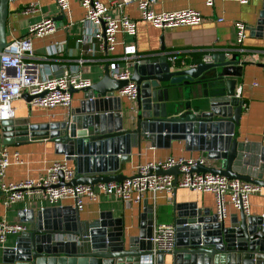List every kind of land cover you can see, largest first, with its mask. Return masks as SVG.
<instances>
[{"label": "water", "instance_id": "1", "mask_svg": "<svg viewBox=\"0 0 264 264\" xmlns=\"http://www.w3.org/2000/svg\"><path fill=\"white\" fill-rule=\"evenodd\" d=\"M8 1L0 0V53L8 44ZM256 26L264 31V3ZM172 53L161 44L158 52L134 58L130 77L136 84L134 102L116 96L114 92L128 81L112 78L105 65L103 76L81 89L85 93L79 107L69 111L62 122L1 121L0 147L50 141L58 154L73 162L75 178L68 185L93 186L127 179L119 166L130 161L132 148L140 151L142 142L158 146L160 141L177 139L187 147L204 145L200 149L207 152V160L218 162L217 167L198 165L193 172L264 189V145L249 150L233 138L243 103L235 97L234 79H224V86L219 87L224 76L238 75L236 69L242 64L238 52L228 57L226 52H215L210 62L185 68L169 60ZM209 73L212 76L207 77ZM197 83H201L198 88ZM192 88L196 96L190 99ZM26 93L22 98L27 102L42 97ZM154 174L172 175L175 192L177 167L156 169ZM142 213L145 219L134 237L109 212L95 221L81 222L76 208L21 210L19 218L30 229L13 247L2 250L0 264H165L164 256L171 257L166 264H264V217L238 210L228 221H218L215 213L198 210L194 203L177 205L174 201L175 248L153 257V210L145 203Z\"/></svg>", "mask_w": 264, "mask_h": 264}, {"label": "crops", "instance_id": "2", "mask_svg": "<svg viewBox=\"0 0 264 264\" xmlns=\"http://www.w3.org/2000/svg\"><path fill=\"white\" fill-rule=\"evenodd\" d=\"M109 4L114 0H99ZM38 5L36 11H25L29 3ZM264 0H248L246 4H240L233 0H215L211 7L205 5V0H158L153 9L155 11H172L191 7L202 13V20L197 25L176 26L170 28H158L140 18L135 3H129L120 10L115 7L109 8V14L113 17L127 15L135 20L136 35L133 41L137 47V55L155 53L159 51L161 44L166 52H175L185 59L187 64L192 63L193 56H198L200 61L206 54L226 52V57L233 52H238V59L242 62L238 75H226L219 81V87L224 86V79H234V89L240 87L239 100L243 103V110L238 126L234 128L233 138L238 143L244 144L249 150L255 146L264 145V71L262 59L264 56V31L256 30L257 20ZM84 15V9L80 0H69V13H61L52 0H9L8 15L6 19L7 43L25 36L27 28L44 18L50 17L54 21L55 29L42 37H32L31 43L34 57L28 62L49 64H71L78 58L87 60L80 65L83 77L92 83L98 81L104 74V66L108 65V56L100 52L94 55L81 53V46L76 43L82 33L80 19ZM241 21L246 25V35L241 47H236L235 23ZM119 42L115 52L122 49L120 42L127 40L123 34L116 36ZM129 39V38H128ZM95 45V42H93ZM57 47L59 53L45 57V51L49 47ZM198 62V63H199ZM196 64V63H195ZM178 65V64H177ZM187 66H182L185 68ZM181 68V67H180ZM59 75L60 71H55ZM212 73L207 74V77ZM201 83L196 84V88ZM204 84V83H202ZM195 87V86H194ZM190 99L195 98V89L192 88ZM84 91L76 90L72 94V102L69 109L56 107L50 110L33 107L24 98L14 102L15 121H25L29 125L62 122L69 111L78 108L83 100ZM9 152L10 166L6 170L7 182H19L27 178H38L44 174L45 169L53 161L64 159L58 154L52 142L26 141L6 146ZM204 145L198 143L189 144L177 139L160 141V145L152 146L150 143H141L140 151L132 148L130 161L119 166V172L128 178L135 175L136 166L145 165L153 161H164L167 158H203L205 166L217 167L218 162L208 161ZM17 153L22 164L14 162L13 154ZM73 168V162L67 161ZM264 191V189H263ZM174 201L177 205L194 203L198 210H209L215 213V199L208 193H196L187 189L176 188L171 196L158 194L155 198L147 195L141 204L121 202L115 197H101L97 202L85 201L82 211H78L81 222H91L98 219L101 213L109 212L113 219H119L122 226L130 236H136L139 225L145 219L142 210L147 203L153 210L154 224H172ZM248 216L264 217V198L259 194L249 197ZM39 210L37 202H19L11 209L5 211L0 197V217H5L10 222H21L19 212L23 209ZM44 208H61L73 210L71 200H62L53 206L45 205ZM235 214L230 204L227 205L226 221ZM29 229L30 226L28 225ZM19 236H10L6 242V248L13 247ZM171 257L164 256V263H170Z\"/></svg>", "mask_w": 264, "mask_h": 264}, {"label": "built area", "instance_id": "3", "mask_svg": "<svg viewBox=\"0 0 264 264\" xmlns=\"http://www.w3.org/2000/svg\"><path fill=\"white\" fill-rule=\"evenodd\" d=\"M59 12L69 13V0H52ZM158 0H114L104 4L99 0H80L84 15L80 19L82 26L81 35L76 38V43L81 46L82 55H94L100 52L108 56L109 74L118 80H127L128 83L116 93L117 97L129 102L136 99V84L130 80L132 63L137 55V47L133 38L136 35L135 20L127 15L113 17L109 8L121 9L129 3H135L140 18L158 28L197 25L202 20V13L191 7L172 11H155L154 4ZM215 0H205V5L211 7ZM246 4L248 0H233ZM38 5L29 3L25 11H36ZM236 47H241L245 38L246 25L237 21ZM55 25L52 18L47 17L37 23L29 25L25 36L19 37L8 43L0 53V122L15 120L14 102L22 98L27 92L35 98L29 102L33 107L53 109L56 107L69 109L72 102V89L89 87L92 82L83 77L80 65L86 58L80 57L71 64L33 63L28 60L34 57L32 37H42L54 31ZM118 33L127 40L122 44L121 52L116 53L115 47L119 43L116 39ZM129 38V39H128ZM95 42V45H93ZM59 53V49L50 46L45 51V57ZM169 60L178 66H191L185 59L175 52ZM211 54L202 57L201 62H210ZM264 71V56L262 59ZM55 71H60L55 75ZM240 87L235 89V97L239 98ZM94 97H92L93 99ZM106 98V96L104 97ZM264 142V134L262 138ZM14 162L22 164L17 153L13 154ZM203 158H167L164 161H153L134 168L135 175L121 181L98 183L91 185H68L75 178V170L70 167L67 160L53 161L46 167L45 172L38 178H27L19 182H7L6 170L10 166L9 152L6 146L0 147V197L5 211L11 209L19 202H37L39 210L45 205L53 206L62 200H71L77 211H82L85 201L97 202L101 197H115L121 202L141 204L147 195L153 198L158 194L171 196L174 193V177L172 175H155L154 171L160 169L167 171L177 167L176 188L187 189L196 193H208L215 199V214L218 221L226 218L227 205L235 210L249 213V197L259 194L264 198L263 188L245 181L228 179L212 173H196L192 169L198 165L205 166ZM26 211V208L22 209ZM29 231L26 222H10L5 217H0V255L6 247L10 236H20ZM173 224H154L150 238L152 256L158 253L166 255L174 250L176 240ZM73 240V238H69Z\"/></svg>", "mask_w": 264, "mask_h": 264}, {"label": "trees", "instance_id": "4", "mask_svg": "<svg viewBox=\"0 0 264 264\" xmlns=\"http://www.w3.org/2000/svg\"><path fill=\"white\" fill-rule=\"evenodd\" d=\"M192 63H198L200 61V58L198 56H193Z\"/></svg>", "mask_w": 264, "mask_h": 264}]
</instances>
